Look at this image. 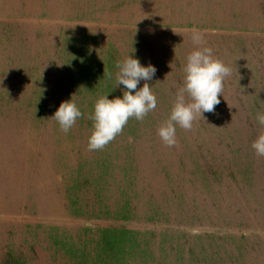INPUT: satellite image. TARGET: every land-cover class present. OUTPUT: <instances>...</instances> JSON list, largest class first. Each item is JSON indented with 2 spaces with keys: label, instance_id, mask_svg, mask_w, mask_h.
Instances as JSON below:
<instances>
[{
  "label": "rangeland",
  "instance_id": "1",
  "mask_svg": "<svg viewBox=\"0 0 264 264\" xmlns=\"http://www.w3.org/2000/svg\"><path fill=\"white\" fill-rule=\"evenodd\" d=\"M114 17L98 0H0V112L54 113L72 96L83 113L69 131L72 152L51 165L59 188L43 189L42 214L27 204V221L43 227L37 249L27 230L26 255L0 264H194L212 253L213 237L264 226V156L243 119L228 118L220 96L166 146L157 129L183 84L187 54L158 52L162 39L133 37L137 24L134 32ZM129 54L156 68L148 83L157 107L89 151L88 116L98 97L122 95L115 62Z\"/></svg>",
  "mask_w": 264,
  "mask_h": 264
},
{
  "label": "crops",
  "instance_id": "2",
  "mask_svg": "<svg viewBox=\"0 0 264 264\" xmlns=\"http://www.w3.org/2000/svg\"><path fill=\"white\" fill-rule=\"evenodd\" d=\"M98 5L113 6V20L131 23L134 32L137 24L141 33L133 37L162 39L158 52L165 54L190 53L198 47L191 29L201 31L200 46L211 47L231 69L221 95L226 116L242 118V132L254 138L264 130L256 120L257 112H264V0H98ZM52 115L0 112V263L20 261L21 252L26 255L27 230L35 250L42 239L43 227L27 221V207L34 209L32 215L42 214L43 189L59 188L53 185L60 181L51 168L55 156L72 152L70 133L56 132ZM32 128L49 131L33 133ZM250 229L234 238L213 237L212 253L198 255L194 264H264V226Z\"/></svg>",
  "mask_w": 264,
  "mask_h": 264
},
{
  "label": "clouds",
  "instance_id": "3",
  "mask_svg": "<svg viewBox=\"0 0 264 264\" xmlns=\"http://www.w3.org/2000/svg\"><path fill=\"white\" fill-rule=\"evenodd\" d=\"M191 40L198 47L187 54L183 84L177 90L168 118L157 129L161 141L169 147L176 144L177 126L191 129L197 115L214 111V106L220 102L219 97L223 96V81L231 72L223 61L214 56L211 47L200 46L203 41L201 31L191 29ZM115 68V88L120 87L122 95L109 98V94H105L95 100L88 116L92 121L87 141L89 151L102 150L123 131L130 118L142 121L157 107V98L148 83L156 73L151 63L144 66L129 54L118 59ZM108 75L111 77L112 73ZM141 81L144 83L138 87ZM82 115L71 96L59 104L50 118L58 123L62 132L68 133ZM256 120L264 129V112L258 111ZM251 147L256 155L264 156V130L253 140Z\"/></svg>",
  "mask_w": 264,
  "mask_h": 264
}]
</instances>
